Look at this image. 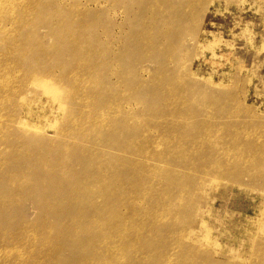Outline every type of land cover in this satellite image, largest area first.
<instances>
[{
	"label": "rangeland",
	"instance_id": "1",
	"mask_svg": "<svg viewBox=\"0 0 264 264\" xmlns=\"http://www.w3.org/2000/svg\"><path fill=\"white\" fill-rule=\"evenodd\" d=\"M141 220L111 264H264V0H13L0 264H87L102 258L85 236ZM43 223L58 256L23 262L24 229Z\"/></svg>",
	"mask_w": 264,
	"mask_h": 264
},
{
	"label": "bare ground",
	"instance_id": "2",
	"mask_svg": "<svg viewBox=\"0 0 264 264\" xmlns=\"http://www.w3.org/2000/svg\"><path fill=\"white\" fill-rule=\"evenodd\" d=\"M10 3H13V0H0V6H1L0 10L1 11L6 10L8 4H10ZM28 9H29V5L25 4L22 11L25 12ZM174 86H176V85H174ZM172 88L178 89L179 85L176 87H172ZM184 88H185V86H184ZM166 95H167V97L170 98L171 96L177 95V94H171L169 92L168 93L165 92V96ZM179 97H181V95H179ZM170 105H171L170 107L172 108V109L170 108L171 109L170 113H172L175 110V106H174V104H171V103H170ZM175 138H176L175 136L171 137V139H175ZM171 139L167 138L166 140H171ZM175 146L178 147L177 145H175ZM162 153L164 154V152H162ZM95 179H96L94 182L95 184L93 185L94 188L91 190V192L102 194V192H99L100 191V183L99 182L101 180L100 175L96 176ZM156 187H157L156 185H153V184L150 185L149 190L151 193L149 192L148 194H145L144 198H146L149 195V196H151V198L154 199L155 196L152 197L151 194L154 190L158 189V188L155 189ZM167 192H169V190H167ZM167 192H166V194H167ZM137 196H140V195H137ZM136 199H139V197H136ZM168 200H169L168 196H159V197L156 196L154 203L159 204V203L163 202L162 205L161 204H159V205L165 206ZM136 204H138L137 201H136ZM97 208L98 207H96L95 211H90V212H92V213H90L91 218H92L90 221L99 220V217L101 215L100 214L101 209H99V208L97 209ZM65 214H69V210L62 213V215H65ZM166 215L167 214H166L165 210L161 209L157 213H154V220L160 219V218H162V216L166 217ZM72 217H73V214L69 216L70 221H72ZM143 221L144 220H141V222H139L140 224L139 223L138 224H134V223L128 224L125 221L120 223V221H119L118 223H116L115 225H112L110 227V230H108L106 232V236H102V234L85 236L86 237L85 238L86 245L88 247H92L93 251L99 255V258L101 257L102 259H97L96 261H92L91 260L92 258L83 259L82 262L83 263L88 262L87 264H91V263L92 264H111L113 261L116 260V258L118 256L121 255V251H122V248L124 246L130 247V246H133L134 243L140 241V232H141L140 229L142 228V224H144V227H145V225L147 224V222L149 220L147 219L146 223ZM92 222L96 225H98V223H99V221H92ZM37 226L38 225H36V227H34V228H25L23 231L24 237L28 240V243H29L28 244V246H29L28 250L29 251H25L26 256H22L20 258V260H22L23 262L27 261L30 253H37L36 255L41 257V259L52 260V259L56 258L60 252V245L56 246L55 245L56 242H55V240H53V227H52L53 225L49 224V223H43V224L39 225L38 227ZM121 231L122 232L127 231V233H125L123 236ZM119 234H120V236H119ZM170 235L171 236L173 235V238H175V239H179V236H180L179 233H176V232L174 234L170 233ZM31 243H34V244H31ZM116 243H119V244H116ZM52 246H55V247H52ZM36 248H38L39 251L35 250ZM5 249L10 250V251H8L9 255H10L9 252L14 253L17 251L16 246H14V247L13 246H11V247L5 246ZM18 250H20V247ZM18 254L20 255V252ZM22 255H24V254H22ZM104 257H105V260H104ZM169 257H172V256H169ZM172 260L173 259H166V261H164V264H171ZM1 264H3V262Z\"/></svg>",
	"mask_w": 264,
	"mask_h": 264
}]
</instances>
